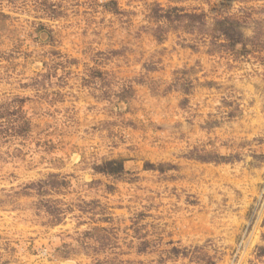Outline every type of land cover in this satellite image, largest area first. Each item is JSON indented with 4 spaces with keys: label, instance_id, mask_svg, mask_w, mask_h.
I'll use <instances>...</instances> for the list:
<instances>
[{
    "label": "rangeland",
    "instance_id": "1",
    "mask_svg": "<svg viewBox=\"0 0 264 264\" xmlns=\"http://www.w3.org/2000/svg\"><path fill=\"white\" fill-rule=\"evenodd\" d=\"M0 264H264V0H0Z\"/></svg>",
    "mask_w": 264,
    "mask_h": 264
}]
</instances>
